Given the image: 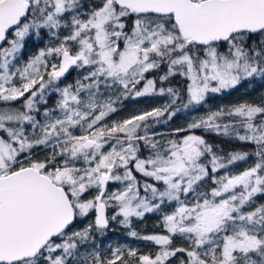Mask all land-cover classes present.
<instances>
[{
	"label": "snow or ice",
	"instance_id": "6c2138e0",
	"mask_svg": "<svg viewBox=\"0 0 264 264\" xmlns=\"http://www.w3.org/2000/svg\"><path fill=\"white\" fill-rule=\"evenodd\" d=\"M45 29L56 42L22 61ZM73 68L87 72L61 87ZM254 78L264 0H0V264H264V101L154 130ZM157 95L170 103L108 123ZM197 129L253 148L222 155ZM150 213L162 231L140 235ZM110 221L156 251L101 249Z\"/></svg>",
	"mask_w": 264,
	"mask_h": 264
},
{
	"label": "rangeland",
	"instance_id": "374dc122",
	"mask_svg": "<svg viewBox=\"0 0 264 264\" xmlns=\"http://www.w3.org/2000/svg\"><path fill=\"white\" fill-rule=\"evenodd\" d=\"M91 0H83L85 7H87L88 3ZM64 33L62 32L61 35ZM49 42L55 43V37H53L48 31L45 29L44 32L41 33L40 37L33 35L31 38H28L25 43V48L22 54V61H26L30 56L34 55L40 48H44ZM87 69H76L73 68L69 73L72 75L70 79L62 78L60 82V86L63 87L65 84L74 83L78 78L85 75ZM68 73V74H69ZM248 86H255L258 82L262 80L259 78L249 79V80H242ZM241 81V82H242ZM165 87L169 85H164ZM230 90V89H229ZM229 90L222 91L220 93H209L206 97V100L199 106L191 108L189 110H183L177 112V114L173 117L176 118L179 116V123L186 122L187 124L193 122L194 118H200L206 116L211 111H216L220 108H224L225 110L239 105L241 103L250 102V103H260L264 101V89L253 92L251 94H237L231 93ZM52 97V99H50ZM48 99V107H52L57 99V95L53 94ZM186 101V97L184 98ZM170 103V98L167 95L164 96H147V97H140L136 99L129 98L123 101L120 110L113 114L108 123H111L113 120H122L130 115L137 114L142 110H150L154 107H163L165 104ZM180 103L178 102L177 107H180ZM43 111V107L41 108V112ZM172 118V119H173ZM197 134V133H196ZM198 135V134H197ZM255 157H251L247 164L245 162H238L236 165L233 166V171H240L243 168L247 167L248 164H251L254 161ZM208 184H211V181H208ZM117 185L112 184L110 185V189L116 187ZM257 203H264V197H260L257 200ZM111 214V210L109 211ZM152 214V224L149 228V233H140L136 230L135 224L132 223V227L140 234V235H148L154 232L162 231V228L158 226L159 214L151 213ZM94 218V214H90L87 218L79 220V225H74V228H83L87 223L92 221ZM137 219L134 218L133 221ZM114 228H117L118 232L107 233V231H112ZM141 229L145 228V226H140ZM128 227L119 223V221H110L108 228L105 230L104 233H95L96 236V244L100 246L101 249L107 251L109 248H116L119 246H126L129 248H136L141 253H149L155 252L156 246L150 241H145L139 239L137 237H132L128 235L129 231ZM120 232V233H119ZM104 236V240L101 242L99 238ZM176 246H183L185 245V241L181 238H176L174 241ZM172 264H177L176 259L172 260Z\"/></svg>",
	"mask_w": 264,
	"mask_h": 264
},
{
	"label": "trees",
	"instance_id": "16d2710c",
	"mask_svg": "<svg viewBox=\"0 0 264 264\" xmlns=\"http://www.w3.org/2000/svg\"><path fill=\"white\" fill-rule=\"evenodd\" d=\"M255 39V37H253ZM72 78V75L69 73L68 75L65 76L64 79H70ZM180 77H176L171 81V84L173 86H179V81ZM168 85V84H165ZM264 89V80L261 82H258L255 86H248L245 84L244 81L240 82L235 88H232L229 90L231 93H237V94H251L253 92H257ZM52 99V97H50ZM179 121V116L176 118L171 119L167 124H161L157 126L154 130L157 132H163V133H169L172 132L176 128H184L186 127L187 123L186 122H178ZM198 135H202L210 144L214 146V148H218V151L222 155H226L230 151H250L253 148V145L240 142L235 139H230L228 137L220 136L217 135L214 132L211 131H205L204 129H197L195 130ZM186 134V133H182ZM37 152V158L43 159L45 155L48 154L47 150L45 149H36ZM152 214H146L143 218L141 219H135L133 223L135 224V228L138 232L140 233H149V228L152 224L151 217ZM79 222V221H78ZM76 223V225H79V223ZM140 226H145V228L141 229ZM113 232H118L117 228H114L112 231H107V233H113ZM120 233V232H119ZM104 236H102L100 241L102 242L104 240Z\"/></svg>",
	"mask_w": 264,
	"mask_h": 264
},
{
	"label": "water",
	"instance_id": "95a60500",
	"mask_svg": "<svg viewBox=\"0 0 264 264\" xmlns=\"http://www.w3.org/2000/svg\"><path fill=\"white\" fill-rule=\"evenodd\" d=\"M71 70H72V69H70L69 72H70ZM69 72H68V73H69ZM68 73H67V74H68ZM67 74H66V75H67Z\"/></svg>",
	"mask_w": 264,
	"mask_h": 264
},
{
	"label": "flooded vegetation",
	"instance_id": "af4514ba",
	"mask_svg": "<svg viewBox=\"0 0 264 264\" xmlns=\"http://www.w3.org/2000/svg\"><path fill=\"white\" fill-rule=\"evenodd\" d=\"M68 75V74H67Z\"/></svg>",
	"mask_w": 264,
	"mask_h": 264
}]
</instances>
